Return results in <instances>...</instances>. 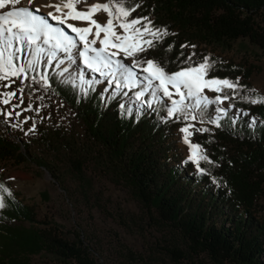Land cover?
<instances>
[{
    "label": "trees",
    "instance_id": "16d2710c",
    "mask_svg": "<svg viewBox=\"0 0 264 264\" xmlns=\"http://www.w3.org/2000/svg\"><path fill=\"white\" fill-rule=\"evenodd\" d=\"M136 4L140 6L133 17L146 16L157 28H167L169 35L131 61L153 59L173 72L188 66V57L194 53L192 62L199 63L205 56L214 62L210 76L239 78L246 87H225L221 93L207 95L212 100L216 95L230 97L223 106L216 102L194 108L189 107L194 99H186L177 106L181 110L168 117L172 103L155 89V81L142 97H135L147 85L143 71L134 70L141 83L117 89L103 76L82 82L73 64L58 65L59 59L51 65L40 62L34 70H26L23 92L32 94L37 89L59 100L71 111L76 126L35 125L34 138L47 156L24 153L23 142L8 138L0 128V159L27 157L57 180L59 170L51 160L60 157V163L85 184L89 179L83 175V166L90 160L126 183L151 213L150 219L181 234L184 249H165L174 261L198 250L219 263L264 264V204L258 200L264 193V104L242 98H255L248 77L259 65L223 59L208 48L229 49L242 37L264 55V0H129L127 6ZM30 53L25 51L21 63L31 59ZM41 74L47 75L50 86L36 81ZM218 108H226L227 114ZM185 114L200 121L191 137L212 163L199 160L198 166L177 151L174 129L185 124ZM217 118L219 127L211 122ZM0 185L8 189H0L5 204L0 208V264H28L33 253L62 264H97L79 234L69 235L54 223L36 219L31 205L17 197L1 174ZM37 222L43 225L36 226Z\"/></svg>",
    "mask_w": 264,
    "mask_h": 264
},
{
    "label": "rangeland",
    "instance_id": "374dc122",
    "mask_svg": "<svg viewBox=\"0 0 264 264\" xmlns=\"http://www.w3.org/2000/svg\"><path fill=\"white\" fill-rule=\"evenodd\" d=\"M36 2L53 4L59 3L60 0H34V3ZM93 2H107V0H93ZM15 7H29L33 10L28 0H21V3ZM77 7L80 8L81 5ZM5 9H0V12ZM36 14L38 15L37 12ZM61 27L76 38L74 33L69 32L62 25ZM208 48L223 59L245 60L259 65V70H253L248 80L254 89L264 93V55L256 46L248 43L246 38L239 37L233 41L229 49L218 46H208ZM77 51L73 49V52ZM24 54L25 52L18 63L23 61ZM64 56L65 54L58 53L59 59H63ZM120 58H123L122 54ZM31 59H33L32 55ZM45 59L47 57L42 56L40 62L44 63ZM123 59L125 63L131 64V58ZM58 65L67 66V68L75 67L79 78L83 74V79L80 78L82 82L88 78L99 80L101 77L99 73L87 69L78 55L74 56L71 62L65 59L63 64L58 62ZM143 67H146V64L134 67L133 70L143 71ZM41 75L36 77L37 82H42ZM12 79L16 82L10 88L0 87V93L22 88L23 77ZM6 82L3 81L0 84ZM155 82L159 84V81ZM102 86L106 85L102 84ZM160 92L163 96V92L161 90ZM210 93L212 91L205 89L204 95ZM164 99L172 103L173 99L179 100V96L173 95L171 99L168 97ZM219 103L223 106L224 100ZM12 105L19 106L13 108ZM8 111L13 112V115L8 116ZM192 116L186 119L183 126L176 127L173 134L177 139V151L180 156L187 158L197 150L185 143V133L180 129L186 125H195L194 128L200 125V121L197 118L193 120ZM45 123L57 124L64 128L76 126L71 120V111L67 107L59 100L47 98L38 93L37 89L32 94L17 92L9 105L0 103V128L8 138L19 141L21 144L23 142L24 153L27 151L38 156L48 155L43 153L44 150L34 138L35 125ZM194 128L190 127L189 132L192 133ZM189 140L191 144L199 145L191 135ZM58 158L59 161L51 160L59 170L58 181L46 168L27 157L20 161L7 157L0 159V174L8 181L17 197L31 205L36 219L54 223L59 230L69 235L79 234L89 255L97 264H232L227 261L221 263L213 261L205 252L198 250L180 258L179 262L174 261L165 249L172 246L184 249L186 242L183 237L171 226L150 219L151 213L149 214L133 196L126 183L90 160H86L83 166V175L89 180L87 184L82 183V180L72 175L68 168L60 163L63 159ZM55 168L51 167L53 171ZM258 200L264 204V193ZM22 223L28 224L27 221ZM35 225L39 226L43 223L37 222ZM28 264L62 263L42 254L33 253L29 255Z\"/></svg>",
    "mask_w": 264,
    "mask_h": 264
},
{
    "label": "snow or ice",
    "instance_id": "6c2138e0",
    "mask_svg": "<svg viewBox=\"0 0 264 264\" xmlns=\"http://www.w3.org/2000/svg\"><path fill=\"white\" fill-rule=\"evenodd\" d=\"M20 3L21 0H0V9L13 6L11 10L0 12V82L7 81V83L0 84V87L10 88L16 82L12 79L13 77L26 79V70L29 68L34 70L42 56L47 57L44 63L51 65L54 60L59 59L58 53L65 54L63 59H59V64H63L65 59L71 62L72 58L78 55L82 58L87 69L99 73L109 85H115L117 89L131 88L141 83L133 68L141 67L142 63L146 64L142 70L148 74L144 78L147 85L135 92V97L140 98L149 88H153V80L159 81V84L155 85V89L161 90L164 97L171 99L173 95L179 96V100H172L173 107L167 108L168 117H172L177 111H180L181 109L177 106L183 105L184 101L189 98L194 99V105H189L194 108H200L202 103L204 105L222 103L223 100L230 98L226 95H216L212 100L204 95L205 89L221 93L225 87L233 90L246 87L239 83V78L232 81L228 78L210 76L209 73L214 62H211L207 56L203 57L199 63L192 62L191 57L195 55L194 53L188 57V66L173 72H168L153 59L143 61L132 59L131 65L126 64L123 58L136 57L137 54L155 47L157 39L169 35L167 28H157L148 17H133L132 13L140 5L129 7L127 6L129 0H107V2L60 0L59 3L46 5V7L54 8L55 13H59L54 14L53 11H49L47 16L57 21L58 24H66L67 28L76 34V38L69 35L63 27L51 24L43 15H37L36 12L39 9L34 12L29 7H15ZM28 3L34 5V0H28ZM77 5L83 7L78 8ZM69 20L81 23H68ZM149 36L152 38L146 39ZM81 44L82 48H80ZM73 49L78 51L73 52ZM26 50H31L30 54L33 59L27 60L26 63H18ZM121 54L123 58H120ZM80 78L83 79V74L80 75ZM32 79L35 80V77ZM40 79L44 81L42 86H50L46 74H42ZM250 91L255 94V98L250 96L242 98L252 104H264V95H260L255 89ZM17 92H23V88L0 93V103L9 105L11 99L16 97ZM124 95H127V92ZM152 95H156L155 90ZM18 106L12 105L13 108ZM149 106L151 105L149 104ZM217 111L227 114L226 108H218ZM243 114L247 115V113ZM7 115L12 116L13 112L8 111ZM185 118H187V114H185ZM192 119L195 120L196 116L193 115ZM211 122L215 123L217 127L220 126L219 118L213 119ZM255 122L256 118H252L251 123L255 125ZM190 127L194 128L195 125H186L180 129L185 133V143L197 150L193 151L189 159L196 162L198 166L199 160L212 163L208 156L202 153L200 145L191 144L189 140V136L192 134L189 132ZM0 189L8 191L3 185H0ZM3 207H5L3 197H0V208Z\"/></svg>",
    "mask_w": 264,
    "mask_h": 264
},
{
    "label": "bare ground",
    "instance_id": "6f19581e",
    "mask_svg": "<svg viewBox=\"0 0 264 264\" xmlns=\"http://www.w3.org/2000/svg\"><path fill=\"white\" fill-rule=\"evenodd\" d=\"M90 2H93V0H91ZM50 4H51V3H50ZM50 4H41L40 2H36V3H34V5H32V9H33L34 11H36V9H39V11L37 12L38 15H43V16H44L46 19H48L49 22H50L51 24H53L54 26L61 27V25H62V26H64L65 28H67V25H66V24H58L57 21H54V20H52L50 17L47 16V13H48L49 11H53L54 14H59V13H55V9H54V8L46 7V5H50ZM11 7H13V6H9V7L7 6L6 9H5V11L11 10ZM81 7H83V6L81 5ZM68 23H77V24H79V22L71 21V20H69ZM67 30H68L69 32H71V29H68V28H67ZM74 34H75V33H74ZM102 35H103V34H102ZM75 37H76V34H75ZM90 38H91V37H90ZM77 39H78V38H77ZM97 46H99V45H97ZM80 48H82V44L80 45ZM6 83H7V82H6Z\"/></svg>",
    "mask_w": 264,
    "mask_h": 264
}]
</instances>
